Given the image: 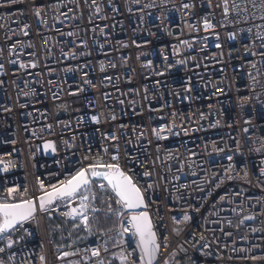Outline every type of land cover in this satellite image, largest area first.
<instances>
[{
	"label": "built area",
	"instance_id": "1",
	"mask_svg": "<svg viewBox=\"0 0 264 264\" xmlns=\"http://www.w3.org/2000/svg\"><path fill=\"white\" fill-rule=\"evenodd\" d=\"M233 2L247 15L225 18L222 0H0V197L36 202L82 167L116 163L145 197L157 264H264V13ZM93 188L91 231L65 207L37 211L0 259L139 264L135 238L105 214L114 195Z\"/></svg>",
	"mask_w": 264,
	"mask_h": 264
},
{
	"label": "snow or ice",
	"instance_id": "2",
	"mask_svg": "<svg viewBox=\"0 0 264 264\" xmlns=\"http://www.w3.org/2000/svg\"><path fill=\"white\" fill-rule=\"evenodd\" d=\"M138 2V0H137ZM223 2V12L225 18H227L228 12L231 9L239 15L241 11H244L247 15V7L241 9V7L232 3L229 4V0H222ZM253 12V18L255 17V10L260 13H264V0H249ZM220 6V5H217ZM183 8L188 9L189 4L185 3L182 5ZM39 11L36 15L39 16ZM264 20V15L260 17ZM205 27H211L207 19L204 21ZM255 27H261V25H254ZM249 31H251L249 29ZM257 38L261 39L262 44H264V37L257 34ZM219 47V45H217ZM264 55V54H262ZM178 63H183V61H178ZM34 66V65H33ZM3 65H0L2 68ZM24 67V65H21ZM254 82H255V78ZM27 95V93H26ZM95 119V117L93 118ZM155 135L160 136L159 132H155ZM171 131V128L168 129ZM247 131V130H245ZM53 145L51 143L45 144V148H51ZM112 159L117 160V156H113ZM229 160L232 159L231 156L228 157ZM0 164L5 167L0 169L4 171L10 166V161L0 160ZM231 167V165L229 166ZM145 176L150 175L148 172L144 173ZM261 175H264L262 171ZM231 178V177H229ZM100 181V183H97ZM102 190L105 195H108L109 191L115 197V203L118 208L115 210L112 208V204H107L106 215H115L120 221V230L116 232L117 237H122L124 233H131L136 241V249L139 252V264H154L157 259V254L159 248L161 247L158 243L157 234L153 231V225L146 211H136L137 209L146 208L145 197L142 194V190L137 186L133 178L121 170L120 166L116 163H102L97 161L96 163L90 164L88 167L80 168L74 174L64 179L59 183V185H50V191L44 192L43 195L36 198L37 203L31 198L17 197L18 189L9 188L5 196L0 197V243L4 246L0 247V253L5 252L6 249H11L15 243L18 241L12 239V232L16 231L17 227H23L25 222H28L35 218L37 211L48 213L51 215L53 211L60 207H65L68 210L62 212V215L66 218H71L73 221V227H79L75 223L79 219L80 224L84 226L85 231H91V222L89 219V213H97L100 209L96 208L93 201L98 199L97 192L94 191L93 186ZM44 185L41 184V189L43 190ZM27 190L25 189V192ZM108 199L111 200L112 196L109 195ZM223 200L224 197H221ZM73 201H79L78 206H71ZM101 203H104L101 200ZM124 210L127 211V221H123ZM184 221L189 220V216L185 215L183 217ZM254 217L246 216L244 220H252ZM244 221H240L242 224ZM173 231L179 232V228H174ZM255 231V230H254ZM112 237H108L111 240ZM108 240L105 241L107 244ZM122 243L123 241H119ZM167 245H165L166 247ZM107 249L105 248V251ZM17 254L12 252L8 256V260L12 261ZM64 257L69 255H76V253L64 252L62 254ZM93 255L99 257V250H94ZM41 261H44V257H40ZM121 264H128V256L122 255L119 257ZM252 259H257L252 257ZM0 264H5V262L0 259ZM96 264H103L102 260H97ZM135 264V261H133ZM167 264V262H165Z\"/></svg>",
	"mask_w": 264,
	"mask_h": 264
},
{
	"label": "trees",
	"instance_id": "3",
	"mask_svg": "<svg viewBox=\"0 0 264 264\" xmlns=\"http://www.w3.org/2000/svg\"><path fill=\"white\" fill-rule=\"evenodd\" d=\"M100 226H101L102 229H111V228H113V224L112 223L104 224L103 222H101Z\"/></svg>",
	"mask_w": 264,
	"mask_h": 264
},
{
	"label": "water",
	"instance_id": "4",
	"mask_svg": "<svg viewBox=\"0 0 264 264\" xmlns=\"http://www.w3.org/2000/svg\"><path fill=\"white\" fill-rule=\"evenodd\" d=\"M37 205H38V200L36 201ZM136 211H143V208L142 209H137ZM127 212V211H126ZM154 264H157V259L156 261L154 262Z\"/></svg>",
	"mask_w": 264,
	"mask_h": 264
},
{
	"label": "rangeland",
	"instance_id": "5",
	"mask_svg": "<svg viewBox=\"0 0 264 264\" xmlns=\"http://www.w3.org/2000/svg\"><path fill=\"white\" fill-rule=\"evenodd\" d=\"M63 258H66V257L63 256ZM61 264H63V263H61Z\"/></svg>",
	"mask_w": 264,
	"mask_h": 264
}]
</instances>
